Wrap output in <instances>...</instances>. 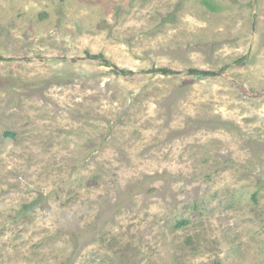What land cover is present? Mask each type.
I'll return each mask as SVG.
<instances>
[{"label": "rangeland", "instance_id": "rangeland-1", "mask_svg": "<svg viewBox=\"0 0 264 264\" xmlns=\"http://www.w3.org/2000/svg\"><path fill=\"white\" fill-rule=\"evenodd\" d=\"M0 264H264V0H0Z\"/></svg>", "mask_w": 264, "mask_h": 264}, {"label": "trees", "instance_id": "trees-1", "mask_svg": "<svg viewBox=\"0 0 264 264\" xmlns=\"http://www.w3.org/2000/svg\"><path fill=\"white\" fill-rule=\"evenodd\" d=\"M99 56H101V55H99ZM103 63L106 64V65L109 64V62L106 61V60H104ZM121 71L122 72H125L124 70H121ZM159 71L161 73H163V74H169V73H171V71L169 69H167V68H161V69H159ZM189 73L196 74V75L212 74V72H210V71H203V70H199V69H195V68L189 69Z\"/></svg>", "mask_w": 264, "mask_h": 264}]
</instances>
